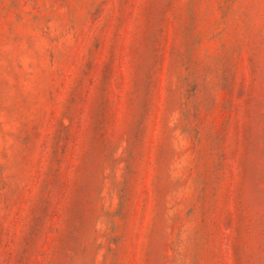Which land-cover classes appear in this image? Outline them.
<instances>
[{"label": "rangeland", "instance_id": "374dc122", "mask_svg": "<svg viewBox=\"0 0 264 264\" xmlns=\"http://www.w3.org/2000/svg\"><path fill=\"white\" fill-rule=\"evenodd\" d=\"M0 264H264V0H0Z\"/></svg>", "mask_w": 264, "mask_h": 264}]
</instances>
